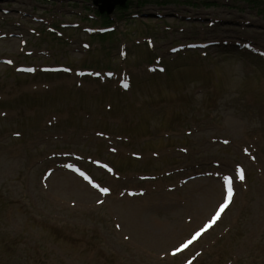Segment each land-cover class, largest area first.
Here are the masks:
<instances>
[{"label": "rangeland", "instance_id": "1", "mask_svg": "<svg viewBox=\"0 0 264 264\" xmlns=\"http://www.w3.org/2000/svg\"><path fill=\"white\" fill-rule=\"evenodd\" d=\"M163 2L0 0V264H264V0Z\"/></svg>", "mask_w": 264, "mask_h": 264}, {"label": "snow or ice", "instance_id": "2", "mask_svg": "<svg viewBox=\"0 0 264 264\" xmlns=\"http://www.w3.org/2000/svg\"><path fill=\"white\" fill-rule=\"evenodd\" d=\"M81 175H84V173H81ZM242 178V176H241ZM94 187H97L99 188V185H93ZM100 191L104 192V193H107L109 190L107 188H100ZM232 196H233V189L231 187V181H230V178H228V187H227V195L226 197L224 198V202L221 203L219 206H218V210L217 212L215 213V215L213 217L210 218L209 222L204 225L199 231H197L196 233L193 234L192 238L189 239L186 243L182 244L180 246V248H186L189 244H191L195 239H197L204 231H206L209 227L212 226V224L215 223V221L219 218L220 216V213H222L225 208L228 207V204L231 202V199H232ZM180 249H177V251H179Z\"/></svg>", "mask_w": 264, "mask_h": 264}, {"label": "trees", "instance_id": "3", "mask_svg": "<svg viewBox=\"0 0 264 264\" xmlns=\"http://www.w3.org/2000/svg\"><path fill=\"white\" fill-rule=\"evenodd\" d=\"M158 0H146V1H143V4H146V3H157ZM121 9H124V8H121ZM14 256H11L10 258H13ZM8 258V257H7Z\"/></svg>", "mask_w": 264, "mask_h": 264}]
</instances>
